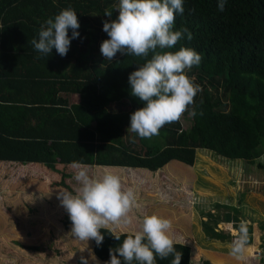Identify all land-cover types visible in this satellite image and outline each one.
<instances>
[{"label":"trees","instance_id":"trees-1","mask_svg":"<svg viewBox=\"0 0 264 264\" xmlns=\"http://www.w3.org/2000/svg\"><path fill=\"white\" fill-rule=\"evenodd\" d=\"M118 3L119 0H0V9L14 21L12 29L20 44L38 39L41 25L66 8L75 10L80 24L79 36L71 40L66 56L61 57L55 49L49 54L51 65L47 56L33 50L36 74L28 80V88L42 87L49 95L33 100L42 105L34 109L33 127L29 125L27 129L21 108H17L19 118L0 123V161H78L96 166L88 169L90 177L113 173L122 180L126 171L139 176L135 169L154 173L162 168L161 172L173 178L179 170L171 167L193 166L197 149L229 161L253 162L260 158L258 151L264 149V0H227L223 12L217 9L218 0H183L185 10L183 15L176 14L174 30L186 27L193 39L184 38L169 51L188 47L201 54L200 65L186 75L202 89L194 99L198 113L202 110L203 115L189 117L185 129L180 120L165 125L156 136L160 145L144 144L130 132V137L135 136L145 147L143 152L134 149L130 139L125 142L123 138L131 114L143 107L138 98L130 95L128 77L151 59L152 53L147 58L117 53L107 60L100 52L101 43L109 39L103 23L117 18ZM105 9L113 11L111 17L104 15ZM68 35L71 37V29ZM26 48L23 49L28 51ZM59 93L76 94L78 103L67 107L66 101L57 96ZM112 105L115 111L110 110ZM170 161L173 166L166 165ZM119 168L126 169L121 172ZM141 172V176L149 174ZM100 231L104 240L97 246L91 239L92 253L106 264L109 249L132 234L121 233L117 241L110 230ZM177 240L184 242L183 235ZM175 247L183 254L180 264H190V248L179 243ZM171 259L157 258V264H170Z\"/></svg>","mask_w":264,"mask_h":264},{"label":"clouds","instance_id":"clouds-1","mask_svg":"<svg viewBox=\"0 0 264 264\" xmlns=\"http://www.w3.org/2000/svg\"><path fill=\"white\" fill-rule=\"evenodd\" d=\"M226 3L227 0H218V11L223 12ZM116 9L118 17L103 23V31L109 39L101 43V55L112 60L117 53L142 58L152 53L151 59L128 77L130 95L138 98L143 107L131 114L127 132L141 139H151L158 136L165 125L178 122L185 112L189 117L202 116L203 111L198 113L194 99L202 89L186 75L188 70L200 65L201 54L188 47L169 51L182 39H193L186 27L174 30L176 14L183 15L185 10L183 0H119ZM112 12L105 9L104 15L111 17ZM79 27L77 13L69 7L48 18L38 31V39L31 43L42 56H48L55 49L64 57L71 40L79 36ZM71 167L76 170L73 178L79 187L75 194L68 190L58 194L71 221L69 235L80 241L93 239L100 246L104 240L101 229L109 225L126 227L132 223L129 214L136 204L135 195L122 189L116 174L105 173L94 178L88 173V165L73 161ZM171 230L170 220L155 214L145 215L138 231L109 249L110 259L106 264H157V258L169 257H172L170 264H180L183 254L176 249ZM112 235L117 241L121 240L119 232ZM248 239L247 223L242 220L228 254L242 259ZM81 264H88L87 259L81 257Z\"/></svg>","mask_w":264,"mask_h":264},{"label":"rangeland","instance_id":"rangeland-1","mask_svg":"<svg viewBox=\"0 0 264 264\" xmlns=\"http://www.w3.org/2000/svg\"><path fill=\"white\" fill-rule=\"evenodd\" d=\"M114 109L112 105L110 110ZM122 109L126 107L122 106ZM189 122V115L180 119L183 129L189 126ZM128 128L124 129L125 142L132 141ZM142 142L149 146L162 144L156 136ZM132 144L140 152L145 149L137 139ZM258 153L261 157L257 160L243 162L225 160L207 150L197 149L193 166L182 164L181 168L173 166L174 162L167 164L179 170H173L179 173L173 178L161 172L162 168L154 173L145 171L149 173L145 176L140 172L136 176L126 171L121 180L122 189L132 191L136 198L129 214L132 223L126 227L109 225L106 229L112 233L134 234L145 215L155 214L171 221V235L176 243L190 248V264H264V149ZM119 169L124 172L126 168ZM70 174V186L76 191L79 185L73 178L75 172ZM54 207L52 205L50 210ZM32 211L37 214L30 213V210L24 212L28 217L34 216L28 219L33 222L29 224L39 232L29 240L16 234H6L3 239L0 234V264H81V257L86 258L88 264H104L93 255L91 239L74 240L70 231L65 234L57 232L52 223L45 225L47 231L40 233L43 210L35 206ZM63 211L64 219L68 220L66 209ZM242 220L247 223L249 239L243 258L238 260L228 253ZM27 232L29 236L31 231ZM182 235L184 242L177 241Z\"/></svg>","mask_w":264,"mask_h":264},{"label":"crops","instance_id":"crops-1","mask_svg":"<svg viewBox=\"0 0 264 264\" xmlns=\"http://www.w3.org/2000/svg\"><path fill=\"white\" fill-rule=\"evenodd\" d=\"M13 25L14 21L8 18L6 14L4 15V10L0 9V123H10L13 119L19 118L17 108H21L24 110L22 112L27 120L28 129L29 125L33 127L35 123L34 109L42 106L34 103L38 99L48 97L49 93L42 87L28 88V80L31 75L35 76L36 74V54L33 51L34 47L31 41L29 44L28 41H24L26 46L18 42L16 30L12 29ZM19 44L22 48L21 53L19 52ZM23 48L28 49V51ZM46 59L48 65H51V57L48 55ZM30 85L33 84L30 83ZM57 96L66 101L67 107L77 104L79 100L76 94L59 93ZM171 162L173 161L169 163ZM135 170L141 174V171H147ZM75 171L71 164L0 161V228L2 230L0 234H3L2 238L5 239L7 236L4 235L6 234L23 235L28 240L35 237L39 229L35 231V227L29 224L32 222L29 220L34 216L28 217L24 212L30 210V213L35 214L36 212L32 211L35 210V206L39 210H43V215H40V217L43 216V229L40 233L47 231L48 226L45 225H51V223L57 232L62 231L65 234V232L70 231L71 221L69 218L68 220L64 219V207L58 199V194L63 190L75 194L76 191L69 183L71 180L70 172ZM63 176L65 178L59 182ZM52 205L55 207L50 210ZM17 225H20V228H17ZM27 231H31L29 236ZM73 238L75 240V237Z\"/></svg>","mask_w":264,"mask_h":264}]
</instances>
